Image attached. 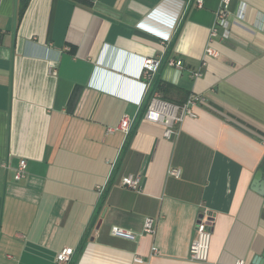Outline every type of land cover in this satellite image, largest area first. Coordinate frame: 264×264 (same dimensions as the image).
Masks as SVG:
<instances>
[{
	"label": "crops",
	"instance_id": "0c3cea01",
	"mask_svg": "<svg viewBox=\"0 0 264 264\" xmlns=\"http://www.w3.org/2000/svg\"><path fill=\"white\" fill-rule=\"evenodd\" d=\"M219 2L0 0V264L65 247L72 264H264V0H231L228 39L209 36ZM145 61L161 99H201L168 138L142 117ZM200 217L204 263L188 259Z\"/></svg>",
	"mask_w": 264,
	"mask_h": 264
},
{
	"label": "built area",
	"instance_id": "2783aa9c",
	"mask_svg": "<svg viewBox=\"0 0 264 264\" xmlns=\"http://www.w3.org/2000/svg\"><path fill=\"white\" fill-rule=\"evenodd\" d=\"M231 0H220L218 8L215 12L214 24L210 29L209 36L215 37L217 35L218 28L222 30L223 39H228L231 36L230 24L228 20L229 16V5ZM196 5L201 6V0H196ZM237 18H242V13L239 11L237 13ZM206 54L211 57H217V53L212 49L208 48ZM169 66H174L179 68L181 63L169 62ZM159 66V62L154 61H145L142 64L140 77L145 80L143 83L145 89V102L144 109L142 112V117L145 121L160 124L165 128L164 136L170 137L174 131V127L180 125L187 118H195V113L193 112V107L196 102L201 101L195 95H190L186 102L177 105L167 102L161 97L153 92L151 93L152 88V76L155 74ZM196 78L201 76V71L198 70L194 73ZM131 121L128 117L124 116L117 130L121 131L123 134L127 135L130 132ZM113 130L109 129L108 132ZM26 170V162L24 160L20 161L15 173V180L19 181L24 177ZM169 175L175 178L180 177L179 170H170ZM140 176H127L121 179L120 184L131 190H140ZM98 192H102V188H97ZM142 233L152 235L154 233V221L152 219H145L143 224ZM195 233L196 238L192 242L189 248L188 259L191 262L204 263L208 259L209 247L212 236V222L209 219H203L200 217L195 224ZM112 236L123 238L126 240H134L135 235L126 232L117 227L111 228ZM153 252L156 250L153 248ZM75 255V251L72 248H62L56 256L57 264H70ZM235 264H244L242 260L236 261Z\"/></svg>",
	"mask_w": 264,
	"mask_h": 264
},
{
	"label": "trees",
	"instance_id": "16d2710c",
	"mask_svg": "<svg viewBox=\"0 0 264 264\" xmlns=\"http://www.w3.org/2000/svg\"><path fill=\"white\" fill-rule=\"evenodd\" d=\"M76 1H78V0H76ZM159 87H160V85H157V81H153L152 82L151 93L158 91L159 90ZM74 260H75V257L73 258V260L71 261L70 264H72L74 262Z\"/></svg>",
	"mask_w": 264,
	"mask_h": 264
},
{
	"label": "water",
	"instance_id": "95a60500",
	"mask_svg": "<svg viewBox=\"0 0 264 264\" xmlns=\"http://www.w3.org/2000/svg\"><path fill=\"white\" fill-rule=\"evenodd\" d=\"M261 173H262V166H261L260 170H259L258 173H257V179L261 176ZM260 261H261V258H257V259H256V263H257V264H258Z\"/></svg>",
	"mask_w": 264,
	"mask_h": 264
}]
</instances>
